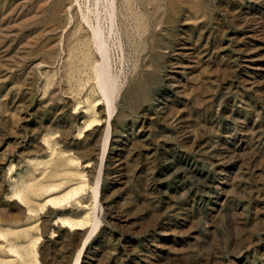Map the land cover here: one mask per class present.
<instances>
[{"label":"rangeland","instance_id":"rangeland-1","mask_svg":"<svg viewBox=\"0 0 264 264\" xmlns=\"http://www.w3.org/2000/svg\"><path fill=\"white\" fill-rule=\"evenodd\" d=\"M0 264H264V0H0Z\"/></svg>","mask_w":264,"mask_h":264}]
</instances>
